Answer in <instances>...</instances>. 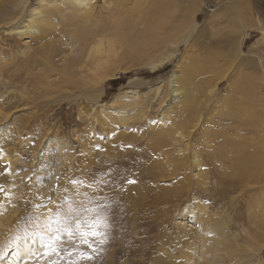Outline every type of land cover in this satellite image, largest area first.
Instances as JSON below:
<instances>
[{"label":"rangeland","instance_id":"1","mask_svg":"<svg viewBox=\"0 0 264 264\" xmlns=\"http://www.w3.org/2000/svg\"><path fill=\"white\" fill-rule=\"evenodd\" d=\"M0 220V264H264V0H0Z\"/></svg>","mask_w":264,"mask_h":264},{"label":"bare ground","instance_id":"2","mask_svg":"<svg viewBox=\"0 0 264 264\" xmlns=\"http://www.w3.org/2000/svg\"><path fill=\"white\" fill-rule=\"evenodd\" d=\"M78 4L80 5L81 4V1H78ZM51 11V10H50ZM51 12H53V10L51 11ZM50 12V13H51ZM55 12V11H54ZM55 14V13H54ZM168 16L163 20L164 21V23L166 22V25H167V20H168ZM169 20H170V18H169ZM163 23V24H164ZM168 23H170V22H168ZM163 24H159V25H157V26H153V27H151L149 30L148 29H146V28H144V32L145 33H148V32H150V31H152L153 32V34L151 35V36H153L154 38L156 37V35H158V36H160L159 34H157V31H159V29H161V27L163 26ZM135 25V24H134ZM164 26H165V24H164ZM169 25H167L166 27H168ZM165 28V27H164ZM142 34V33H141ZM160 37H162V36H160ZM159 38V37H158ZM160 39V38H159ZM159 41V40H158ZM164 42V41H163ZM119 43H121V44H123L122 43V41H119ZM134 43V42H133ZM154 43V42H153ZM126 44L128 45V42H126ZM136 44H138L139 45V43H136ZM135 44V45H136ZM147 44V43H146ZM126 45V46H127ZM138 45H136V46H134V44H133V46H134V49L136 50V48L135 47H137ZM154 45H155V43H154ZM215 45L216 46H218V44H216L215 43ZM143 46V45H142ZM146 46V45H145ZM148 46V45H147ZM129 46H127V48H128ZM150 47V46H149ZM138 48H140V47H138ZM137 48V49H138ZM143 48V47H142ZM148 48V47H147ZM141 49V48H140ZM144 49V48H143ZM151 49H153V48H151ZM129 50V49H128ZM139 50V49H138ZM130 51H131V49H130ZM135 52V51H134ZM134 52H132V54L134 53ZM136 53H139V52H137V50H136ZM140 53H141V51H140ZM139 53V54H140ZM143 53H144V51H143ZM148 53V52H147ZM139 54H137V55H139ZM145 55H146V53H145ZM138 57H141V56H138ZM148 58V57H147ZM248 63V62H247ZM155 70H159V69H157L156 67H152V71H155ZM190 71H192L191 69H190ZM188 69H186L184 72H183V75H182V77L180 78V80L175 84H173L172 83V80H169L167 83H166V86L168 85V86H170V85H173L172 87H190V85H193L195 82H196V80H194V76H193V73L192 72H190ZM246 83L248 84V85H250V83H251V80H249V79H247L246 80ZM193 87V86H192ZM174 93H176V91L174 92ZM177 94V93H176ZM175 95V94H174ZM131 97H133L134 99L137 97V92H127V93H125V94H121L120 96H118L117 98H119L120 100H122V101H124V99H130ZM117 100V99H116ZM134 104H135V102H134ZM126 105H130V104H126ZM123 106V105H122ZM183 106H185V107H183L181 110H178L177 112H178V115H179V117L181 118V119H184V121H185V119H186V117H187V112H188V108H187V103H184L183 104ZM250 140V139H249ZM244 145H248V140L246 141V143H243V145H242V147L244 146ZM241 147V148H242ZM242 151H240L239 153H241ZM245 165V164H244ZM249 167L250 166H248L247 165V167H245L244 169H248V170H250L249 169ZM252 169V168H251ZM246 172V171H245ZM241 176H243V175H241ZM244 177V176H243ZM241 178V177H240ZM238 179V178H237ZM242 179V178H241ZM0 226H1V220H0ZM14 254V253H13ZM50 257V256H49ZM55 257H53V259H54ZM30 259V258H29ZM28 259V260H29ZM10 260V259H9ZM49 261H50V259H49ZM52 261V260H51ZM55 261V260H54ZM53 261V262H54ZM52 262V263H53ZM54 263H56V262H54Z\"/></svg>","mask_w":264,"mask_h":264},{"label":"snow or ice","instance_id":"3","mask_svg":"<svg viewBox=\"0 0 264 264\" xmlns=\"http://www.w3.org/2000/svg\"><path fill=\"white\" fill-rule=\"evenodd\" d=\"M129 183H132V181H129ZM70 211H71V209H70ZM89 228H92V225H89ZM91 235H93V236H95V235H96V233H95V231H94V230L91 232Z\"/></svg>","mask_w":264,"mask_h":264}]
</instances>
